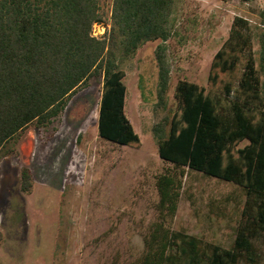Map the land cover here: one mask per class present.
<instances>
[{
  "label": "trees",
  "instance_id": "1",
  "mask_svg": "<svg viewBox=\"0 0 264 264\" xmlns=\"http://www.w3.org/2000/svg\"><path fill=\"white\" fill-rule=\"evenodd\" d=\"M101 2L0 0V155L16 152L29 125L48 128L91 82L101 84L98 136L139 148L124 112L120 62L141 44L161 41L153 111L162 115L151 132L159 158L171 167L155 176V220L142 233L131 264H264V25L256 34V60L249 22L234 16L206 84L177 81L174 107L163 113L170 81L164 43L174 0H111L108 23ZM94 24L109 27L95 37ZM185 170L240 190L242 200L225 199L240 205L230 248L172 227ZM18 183L22 193H31L28 167L20 168ZM216 209V216H224Z\"/></svg>",
  "mask_w": 264,
  "mask_h": 264
},
{
  "label": "rangeland",
  "instance_id": "2",
  "mask_svg": "<svg viewBox=\"0 0 264 264\" xmlns=\"http://www.w3.org/2000/svg\"><path fill=\"white\" fill-rule=\"evenodd\" d=\"M108 23L111 0H102ZM264 0H174L164 43L170 71L165 112L174 107L177 81L206 84L211 59L227 38L234 16L248 20L256 60V34ZM161 41L145 42L120 62L125 72L124 112L139 148L103 140L97 133L101 84L73 96L48 128L29 125L15 153L0 155V264H131L142 233L155 220V176L171 167L159 158L151 127L155 113ZM264 81V76H261ZM28 167L31 193L19 189ZM243 196L232 183L184 171L172 227L230 248ZM220 208L224 216H216Z\"/></svg>",
  "mask_w": 264,
  "mask_h": 264
},
{
  "label": "built area",
  "instance_id": "3",
  "mask_svg": "<svg viewBox=\"0 0 264 264\" xmlns=\"http://www.w3.org/2000/svg\"><path fill=\"white\" fill-rule=\"evenodd\" d=\"M108 27V25L104 26L103 24H94L92 26V35L95 37H101L104 35Z\"/></svg>",
  "mask_w": 264,
  "mask_h": 264
}]
</instances>
